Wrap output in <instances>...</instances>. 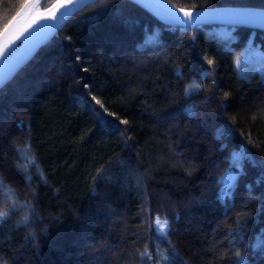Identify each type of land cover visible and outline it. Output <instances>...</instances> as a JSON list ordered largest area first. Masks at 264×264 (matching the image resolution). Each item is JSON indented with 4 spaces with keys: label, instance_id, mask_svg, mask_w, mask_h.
<instances>
[{
    "label": "trees",
    "instance_id": "16d2710c",
    "mask_svg": "<svg viewBox=\"0 0 264 264\" xmlns=\"http://www.w3.org/2000/svg\"><path fill=\"white\" fill-rule=\"evenodd\" d=\"M20 7L0 0V30ZM0 178V264H264V29L90 2L0 89Z\"/></svg>",
    "mask_w": 264,
    "mask_h": 264
},
{
    "label": "water",
    "instance_id": "95a60500",
    "mask_svg": "<svg viewBox=\"0 0 264 264\" xmlns=\"http://www.w3.org/2000/svg\"><path fill=\"white\" fill-rule=\"evenodd\" d=\"M44 0H41V2ZM94 0H75V3L70 5L67 9H63V16L60 13L56 14V20L43 19L37 25L29 26L26 25V22L33 10L39 5H33L28 10H26L23 15L12 25V27L5 33L3 36H0V44L5 48H8L14 43H20L19 50L10 58V60L0 69V79L3 80V83L0 84V89L4 87L13 77L25 66L39 51L41 47L46 45L55 34L60 30L65 21L74 15L82 7L86 6ZM145 9L150 13L155 15L159 20L164 23L179 25L178 17L173 12L172 8L175 6L170 3L168 0H131ZM56 2L53 4L55 5ZM53 5L50 8H53ZM175 8H180L175 6ZM54 10V9H53ZM200 12L197 13V21L202 20H212L214 18H224L238 15L237 11H247V12H260L264 13V8L257 7H242V6H215L209 8H200ZM55 11V10H54ZM49 15V14H48ZM55 26H52V25ZM209 24H221V25H240V24H229L221 20H214L208 23L201 25ZM181 26V25H179ZM254 28H261L259 25H245ZM55 27V28H53ZM53 28V29H52ZM27 29V31H25ZM50 34L45 37V33L49 32ZM24 33L23 36H20V33ZM17 37H20L17 39Z\"/></svg>",
    "mask_w": 264,
    "mask_h": 264
},
{
    "label": "snow or ice",
    "instance_id": "6c2138e0",
    "mask_svg": "<svg viewBox=\"0 0 264 264\" xmlns=\"http://www.w3.org/2000/svg\"><path fill=\"white\" fill-rule=\"evenodd\" d=\"M40 3H41V0H20V5H21L20 10L17 11L16 14L14 16H12V18L8 21L7 25L2 30H0V36H3L5 33H7V31L19 19V17L21 15H23V13L26 10H28L33 5H38ZM74 3H75V0H56V4L53 5V8L43 9V12L49 13V15L40 16V17H38V19H50V20L54 21L57 18L56 17L57 13H60L61 16H63L62 10L67 9L70 5H72ZM172 10L176 14V17H178V23L177 24L183 26L185 29L193 28V27H196V26H199L201 24L208 23V22L214 21V20H221V21H224V22L229 23V24L259 25L261 27H264V13H260V12L237 11L239 13L238 15H234L231 17H224V18H214L212 20H202V21H199V23H198L197 13L200 12V10L195 5H193L191 7H180V8H175V6H173ZM52 26H55V25L53 24ZM29 28H31V25H29ZM53 28H55V27H53ZM52 29H50L49 32H46L44 34L45 37H47L50 34ZM25 31H27V29H25ZM23 35H24L23 32L20 33V36H23ZM224 35L228 36L229 34L224 33ZM19 38L20 37H17V39H19ZM68 39H71V38L68 37ZM8 51H9L8 48H5L2 44H0V59H4L7 56ZM80 59H81V57H79V56L76 57V60L79 61ZM205 59H206V62L208 65L211 66L214 64V60L212 58L205 57ZM237 66H239V59H237ZM84 71H87V69H84ZM205 75H208V73L205 72ZM2 83H3V80L0 79V84H2ZM85 87H87V85H85ZM200 87H201L200 84L193 82V83L189 84L188 87L185 89V93L188 94L189 90L199 89ZM92 101H94L96 105H100V108H104V105L101 103V101L99 99H97L96 96L92 97ZM97 111H98L99 116L104 115V112H100L99 110H97ZM105 111H107V110L105 109ZM107 115L108 116H114L115 114L112 112H107ZM120 123L121 124H127L128 121L127 120H121ZM230 130L231 129L228 126H225L224 128L219 130L220 135L221 136L227 135ZM246 155H247L246 153H242V152H237V153L232 154V163L237 169H242L241 161L245 158ZM236 178H237L236 174L232 173L231 171H229L225 177H222V181L224 184L223 192H227V189L233 185ZM11 191H12L11 189L4 188L3 180H2V178H0V193H7L8 198H10ZM5 203H6V201H5ZM15 206H16L15 201H13L12 205H8L9 208H14ZM155 225L157 226V228H156L157 232L160 233L161 235H164L165 229L169 225V221L167 219L162 220L159 216H157L155 218ZM158 254L163 259H165V260L168 259V257L164 256L162 252H160ZM235 255L238 258V261L243 259L240 256L239 252H237ZM141 256L147 257L148 259H152V254L149 252L147 247H145L144 251L141 253Z\"/></svg>",
    "mask_w": 264,
    "mask_h": 264
},
{
    "label": "bare ground",
    "instance_id": "6f19581e",
    "mask_svg": "<svg viewBox=\"0 0 264 264\" xmlns=\"http://www.w3.org/2000/svg\"><path fill=\"white\" fill-rule=\"evenodd\" d=\"M45 1V0H44ZM42 1L37 7L42 8L41 4L44 2ZM35 8L32 12V14L30 15V17L28 18L26 25L29 26H35L37 25L40 21H42L43 19H38V17L40 16H47L49 13H45L43 12V10H40L38 8ZM43 9V8H42ZM68 20V19H67ZM66 20V21H67ZM65 21V22H66ZM11 56L9 54H7V56L4 59H0V69L10 60Z\"/></svg>",
    "mask_w": 264,
    "mask_h": 264
},
{
    "label": "rangeland",
    "instance_id": "374dc122",
    "mask_svg": "<svg viewBox=\"0 0 264 264\" xmlns=\"http://www.w3.org/2000/svg\"><path fill=\"white\" fill-rule=\"evenodd\" d=\"M40 10H43L40 7H37ZM20 48V43H14L11 46L8 47L9 51L8 54L12 57Z\"/></svg>",
    "mask_w": 264,
    "mask_h": 264
},
{
    "label": "clouds",
    "instance_id": "9594fccd",
    "mask_svg": "<svg viewBox=\"0 0 264 264\" xmlns=\"http://www.w3.org/2000/svg\"><path fill=\"white\" fill-rule=\"evenodd\" d=\"M7 215H8V211L6 210V208L5 207H0V218H4Z\"/></svg>",
    "mask_w": 264,
    "mask_h": 264
}]
</instances>
